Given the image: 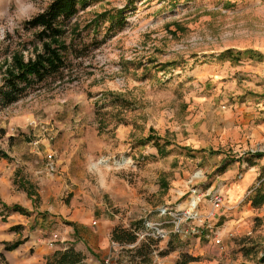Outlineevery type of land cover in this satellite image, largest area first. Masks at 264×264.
I'll return each instance as SVG.
<instances>
[{"label": "rangeland", "instance_id": "obj_1", "mask_svg": "<svg viewBox=\"0 0 264 264\" xmlns=\"http://www.w3.org/2000/svg\"><path fill=\"white\" fill-rule=\"evenodd\" d=\"M52 1L0 0V87L15 58L40 51L25 22ZM124 7L122 27L83 30ZM65 31L67 44L80 36L62 79L0 104V264H20L22 252L50 260L85 233L107 250L89 248L80 264H176L182 254L199 264L223 247L219 264H255L264 207L245 189L264 168V0H104ZM217 195L225 207L208 222ZM155 223L165 239L153 238ZM118 227L134 231L136 248L111 246Z\"/></svg>", "mask_w": 264, "mask_h": 264}, {"label": "trees", "instance_id": "obj_2", "mask_svg": "<svg viewBox=\"0 0 264 264\" xmlns=\"http://www.w3.org/2000/svg\"><path fill=\"white\" fill-rule=\"evenodd\" d=\"M104 0H53L46 7L44 11L35 15L25 22V28L35 31L34 39L40 45L41 49L36 53L33 59L23 63L19 58L13 61V69L8 71V75L3 80L0 87V104L7 107L20 98L24 97L28 91L36 85L42 84L48 80L56 81L62 79L65 69L68 67L67 56L71 47L80 31L76 32L67 44L61 41L68 27L69 20L75 17L79 11L86 9L91 4ZM131 3V2H129ZM127 8L109 9L97 14L90 20L83 30L91 28L96 29L95 26L109 24L108 29H118L126 22ZM226 51L220 55L229 54ZM5 136L4 130L0 129V139ZM156 143V142H155ZM159 146L158 143H156ZM4 153L0 152V160L4 158ZM263 154H255L250 157L262 158ZM249 159V160H250ZM248 160V161H249ZM264 168L261 170L257 183L252 187L249 194L248 202L254 209H259L264 206ZM10 212H19L17 208L9 209ZM111 241L120 245L134 244L137 241V236L134 231L124 228H115L111 232ZM19 246V242L9 245L6 250L12 251ZM137 246V245H136ZM136 246L134 248H136ZM151 245H149L150 247ZM145 247H140L139 250ZM173 250L170 249L169 252ZM251 251H248L249 254ZM83 257L74 249L69 248L53 256L52 259L47 260L45 264H80ZM197 258L182 254L180 261L176 264H189L196 262ZM257 264H264V245L261 248V255L257 260Z\"/></svg>", "mask_w": 264, "mask_h": 264}, {"label": "crops", "instance_id": "obj_3", "mask_svg": "<svg viewBox=\"0 0 264 264\" xmlns=\"http://www.w3.org/2000/svg\"><path fill=\"white\" fill-rule=\"evenodd\" d=\"M249 157H251V155L249 156ZM253 162H256L255 161V159H250L249 161H246L245 163L248 165V166H250V165H253ZM253 187V186H252ZM251 189L252 188H250V186L248 187V188H246L245 189V191H246V195L247 194H250V192H251ZM244 191V192H245ZM249 203V202H248ZM250 204V203H249ZM251 206V205H250ZM264 207V206H263ZM254 209V208H253ZM211 219H208V222L210 221ZM80 222H81V224H82V227H85V228H87L88 227V224H89V219L85 216V217H83V218H81L80 219ZM208 226V225H207ZM206 226V227H207ZM85 228H84V230H85ZM228 229H225L223 232H222V234H226L228 231H227ZM210 232V231H209ZM208 232V233H209ZM212 234H214V233H212ZM82 237H81V239H80V242H76V244H70L69 246H70V248H73L76 252H78V253H80L82 256H84V258H86V260H87V258H88V256L87 255H85L86 253L85 252H88V250H89V248L91 249V250H93V247L94 248H96V249H100V250H102V251H106L107 250V247H106V243H107V241L108 240H106L105 242H103V241H99V242H95L94 241V238H93V236H90L88 233H85V234H83V235H81ZM227 236V235H226ZM205 238H207L208 239V241H207V249L206 250H208V249H210V247L213 245V243H214V241H215V239L217 238H215V239H212L211 238V236H207V237H205ZM198 240V239H197ZM263 245H264V241L263 242H261L260 243V247L258 248V249H256V258H257V260H258V257H260V255H261V248L263 247ZM21 249V247H19V248H17L15 251H12V252H4L5 253V256L6 257H8V255L10 256L12 253H14V252H18L19 250ZM212 250H214V248H213V246H212ZM43 252L46 254V255H48V254H51L49 251H47V249H43ZM215 253H214V255H213V257H210V260L211 261H206V260H204L203 262H200L199 264H219L220 262H222V260H223V258H225V261H227L226 260V257H227V248L226 247H223L222 249H219V250H217V251H214ZM246 252H248V251H246ZM252 252H250L249 254H245V255H247V256H249L250 255V257H252ZM20 257H21V260L19 261V263L20 264H45L46 263V261H45V259H44V257L45 256H41L40 258H33V257H29V256H27V255H25L24 254V252H22L21 254H20ZM178 258L176 257V259L175 260H177ZM85 261V259L82 261V263ZM89 261V260H88ZM227 263V262H226ZM189 264H191V263H189ZM255 264H257V261H256V263Z\"/></svg>", "mask_w": 264, "mask_h": 264}, {"label": "built area", "instance_id": "obj_4", "mask_svg": "<svg viewBox=\"0 0 264 264\" xmlns=\"http://www.w3.org/2000/svg\"><path fill=\"white\" fill-rule=\"evenodd\" d=\"M49 158H50V156H49ZM211 206H212V210H211V213H209L208 216L206 217L207 219H209L210 217H213L214 212H217V211H219L225 207V203H224L223 198L220 195L213 197V199L211 200ZM170 215L174 218L173 223L175 225L176 232H178L179 223H180L179 215H174L172 213H170ZM161 225L162 224L155 223L153 226L151 225V227H150L151 230L154 231L152 236L156 240L165 239L167 236V233L163 229H161ZM142 238H143V236L140 238V240ZM218 243H219V241H216V244H218ZM137 244H138V241L135 244L127 245L126 247L134 248ZM111 246L114 248L120 247V245L118 243H115V242H112ZM111 262H112L111 258L108 257L104 260L103 264H111ZM156 264H162V262L157 261Z\"/></svg>", "mask_w": 264, "mask_h": 264}]
</instances>
